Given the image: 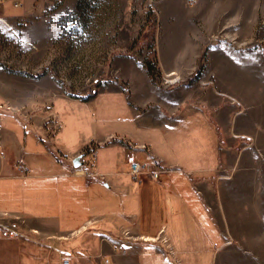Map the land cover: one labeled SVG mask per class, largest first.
<instances>
[{
  "label": "crops",
  "instance_id": "0c3cea01",
  "mask_svg": "<svg viewBox=\"0 0 264 264\" xmlns=\"http://www.w3.org/2000/svg\"><path fill=\"white\" fill-rule=\"evenodd\" d=\"M20 5L21 0L14 6ZM23 11L0 16H19ZM219 54L223 57L202 67L199 77L206 79L205 84L193 80L164 87L141 74L145 95L129 100L145 132L154 128L153 136L146 135L144 141L120 137L125 141L120 143L111 129L83 147L53 136L50 144L62 148L58 155L48 154L42 144L31 149L46 158V169L38 171L30 164L27 169L21 148L4 147L10 137L0 128V212H6L4 218H15L8 222L20 230L12 236L0 234V264H28L21 261V253L29 260L38 253L34 260L41 261L36 264H58L60 255L68 257L69 264H89L86 253H76L70 242L88 227L96 232V264H101L103 256L108 257L106 264H138L137 240L148 244L145 264H264V95L242 96L251 104L243 114L245 105L216 82L245 85L246 61ZM180 67L173 60L160 69ZM134 68L142 72L139 66ZM21 83L20 77L6 87L0 84V97L22 103L27 97L39 99L59 91L46 75L28 82V94H32L27 97ZM195 112L207 116L208 122L192 121L189 116ZM45 117L51 123L52 111L39 115L43 121ZM63 129L57 125L48 133L55 130L57 136ZM94 143L120 146L124 165L98 156ZM84 148L85 153L94 152L92 160L80 166L86 173L73 170L70 161ZM19 156L24 172L13 167ZM130 160L144 162L156 170V177L144 173L139 180L133 179L128 171ZM110 191L122 197L137 193V210H120L112 203ZM121 215L130 218L129 224L116 222Z\"/></svg>",
  "mask_w": 264,
  "mask_h": 264
},
{
  "label": "rangeland",
  "instance_id": "374dc122",
  "mask_svg": "<svg viewBox=\"0 0 264 264\" xmlns=\"http://www.w3.org/2000/svg\"><path fill=\"white\" fill-rule=\"evenodd\" d=\"M148 8L154 12V19L145 16ZM21 9L24 11L19 16H0V84L6 87L21 77L27 97L32 94H28V82L46 75L53 79L55 90H59L42 96L44 98H24L22 103L0 97V128L10 137L4 147L13 151L21 148L20 154L28 165L27 169L29 164L32 168L35 165L38 171L46 169L44 153L31 150L37 148V144H42L44 151L52 156L61 153L60 146L50 144L53 136L63 143H81L82 147L110 129L120 143L124 141L120 137L144 141L146 135L153 136L154 128L145 132V127L136 121L129 100L134 95H145L141 74L146 72L140 62L148 50L146 46L151 36L159 69L155 81H151L146 73L151 82L164 87L189 84L193 80L205 84L206 79L199 77L202 67L223 57L220 51L225 57L246 61L245 85L216 82L226 94H234L237 103L245 105L243 114L251 106L243 97L249 98L255 92L264 95V0H21L20 6L12 5L11 0L0 2L2 15H15ZM220 43L222 47H218ZM173 60H177L181 67L162 72L160 66ZM1 63L41 74H20L7 70ZM134 66H139L142 72L139 73ZM215 76L217 79L218 74ZM89 89L95 91L85 97ZM158 93L157 90L155 94ZM49 110L53 116L51 123L47 122V117L44 121L39 118L41 113ZM189 117L198 123L208 122L207 116L197 112ZM57 125L64 128L59 135L55 136V130L48 133L49 128L54 129ZM93 145L98 156L116 159L119 167L124 165L120 146L110 143L99 147L96 143ZM94 152L89 149V154L82 153V163L78 165L90 162ZM2 154L0 147V156ZM16 161L21 163V169L15 167ZM24 162L19 156L13 161V167L24 172ZM148 170L144 173L150 177V171L156 172ZM100 182L103 184L102 180ZM137 195L130 192L122 197L110 191L109 197L120 210H137L134 203ZM4 214L6 212H0L2 218ZM23 217L27 218V215ZM14 219L0 218L6 222H1L0 230L4 224L13 225V221H8ZM106 219L111 218L106 216ZM117 220L124 225L129 224L130 218L121 215ZM14 222L25 224L24 221ZM14 227L18 233L20 230ZM92 228L82 229L70 242L76 253H86L89 264H96V232ZM135 243L137 262L145 264L148 244L145 240ZM118 247L124 250V246L119 244ZM37 254H33L34 258ZM34 258L29 260L24 253L20 256L23 263H40L41 259L35 261ZM100 262L103 264L102 260Z\"/></svg>",
  "mask_w": 264,
  "mask_h": 264
},
{
  "label": "trees",
  "instance_id": "16d2710c",
  "mask_svg": "<svg viewBox=\"0 0 264 264\" xmlns=\"http://www.w3.org/2000/svg\"><path fill=\"white\" fill-rule=\"evenodd\" d=\"M145 16H147V18L154 19V12L152 10H149V8H148L145 11ZM133 44H134V42H133ZM146 47L148 50H147V52H145L144 58L140 63L143 65L145 72L147 73L149 79L151 81H155V77L158 75L159 69L157 66L154 47L152 44V36L149 37L148 45ZM1 64L7 70L15 71V72H18L20 74H27V75L29 74V75H33V76H38L41 74V72H38V71L37 72H30V71L23 70V69L10 68L9 66L5 65L4 63H1ZM123 88L126 91V88L125 87H123ZM94 91H95L94 89H89L87 91L85 97L91 96L94 93ZM76 95H78V94H76ZM83 152H84V149L80 152V154Z\"/></svg>",
  "mask_w": 264,
  "mask_h": 264
},
{
  "label": "built area",
  "instance_id": "2783aa9c",
  "mask_svg": "<svg viewBox=\"0 0 264 264\" xmlns=\"http://www.w3.org/2000/svg\"><path fill=\"white\" fill-rule=\"evenodd\" d=\"M19 3H20L19 0H13L12 1L13 5H18ZM21 166H22L21 163L19 161H16L15 167L18 168V169H21L22 168ZM73 170L84 172L78 166L74 167ZM145 171H149L148 168L146 167L145 163H139V162H137L135 160L129 161V172L132 175V177H134L136 179H139L141 177V174L144 173ZM150 175L152 177H154L156 175V172L155 171H150ZM2 226L3 227L0 230V233L2 235H15L17 233L16 232V228L13 225H5L4 224ZM120 250L122 251L123 248H120ZM101 260H102L103 264H106L108 262V258L107 257H102ZM68 263H69L68 257L62 256L60 258L59 264H68Z\"/></svg>",
  "mask_w": 264,
  "mask_h": 264
},
{
  "label": "water",
  "instance_id": "95a60500",
  "mask_svg": "<svg viewBox=\"0 0 264 264\" xmlns=\"http://www.w3.org/2000/svg\"><path fill=\"white\" fill-rule=\"evenodd\" d=\"M79 156H80V153H77L70 158L72 165H78L80 163L81 160L79 159Z\"/></svg>",
  "mask_w": 264,
  "mask_h": 264
},
{
  "label": "bare ground",
  "instance_id": "6f19581e",
  "mask_svg": "<svg viewBox=\"0 0 264 264\" xmlns=\"http://www.w3.org/2000/svg\"><path fill=\"white\" fill-rule=\"evenodd\" d=\"M80 163H81V161H80ZM80 163H79V164H80ZM80 166H81V165H79V168H81ZM81 169H82V168H81Z\"/></svg>",
  "mask_w": 264,
  "mask_h": 264
}]
</instances>
